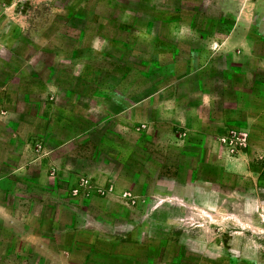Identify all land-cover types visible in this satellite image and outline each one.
Masks as SVG:
<instances>
[{
  "label": "rangeland",
  "instance_id": "374dc122",
  "mask_svg": "<svg viewBox=\"0 0 264 264\" xmlns=\"http://www.w3.org/2000/svg\"><path fill=\"white\" fill-rule=\"evenodd\" d=\"M228 34L241 39L215 52ZM157 89L239 111L224 123L248 130L247 148L231 155L240 165L204 168L234 191L219 209L186 210L131 184L148 160L161 162L145 130L154 110L105 118ZM254 93L264 94V0H0V264H264V102ZM246 114L260 121L247 126ZM120 173L124 197L97 190L114 192ZM81 177L93 188L73 194Z\"/></svg>",
  "mask_w": 264,
  "mask_h": 264
},
{
  "label": "crops",
  "instance_id": "0c3cea01",
  "mask_svg": "<svg viewBox=\"0 0 264 264\" xmlns=\"http://www.w3.org/2000/svg\"><path fill=\"white\" fill-rule=\"evenodd\" d=\"M238 39H241L240 36L233 37L230 34L226 35L222 40H220V42H216L215 52L229 53L232 47L236 46L233 45L234 41L237 42ZM80 82L81 85H83L84 81ZM49 85L51 86L50 90H52L50 92L52 99L57 96L56 90L59 87L52 81L49 82ZM69 91L70 90L67 89V101H69L67 97L70 94ZM157 92L159 93L160 89H157L155 92H152L127 106L119 108L118 111L105 118V120L108 118H115L117 123H119L123 117H127L128 119L131 118L133 121L134 119L132 117L134 116L133 113L136 110V106L141 103H145L147 104V108L152 109H150L151 112L154 110L155 114L153 117H156L151 119L149 118L145 128L148 135V142L152 143L155 141V146L164 151L172 150L173 148L178 151L179 160L173 164L170 162L171 159L168 158L171 156L168 155V153H164V151L161 155V162L159 164H153L150 160H148L145 166L146 169L144 171H140L141 173L139 175L134 174V179L131 184L133 185V183H135V179L143 182V194L145 196L180 202L183 206H185L186 210L188 207L201 209L218 207L219 209L221 206L227 204L226 199L229 198L228 196L232 197L234 191L220 190L218 179L205 177L203 174L204 168L209 166L213 169L215 167V170L213 171L218 173L220 169L223 171L230 169L235 170V167L240 164L236 162L234 157H231L224 152L221 144L216 143L213 145L208 143L206 139L209 138L208 135H213L214 133H218L219 135L224 133L229 127H231L224 122L233 121L240 117L238 115L240 114L239 111L234 108H230L222 109L220 111L215 110L213 112L214 105L212 104V99L209 101V105H207L203 104L201 100H197L196 97L195 105L189 106L187 105L186 100L184 101L183 99H179V97L174 94L168 96L166 94L160 95ZM254 99L260 106V103L264 102V94L254 93ZM173 102L177 104L178 109H180L179 111L173 110L174 112H172L166 110V103L169 104ZM55 116L56 120L60 119L58 114ZM172 116H175V118L180 121V127L172 126L169 121ZM241 116L244 118L245 125L247 126H253V123H258V121H260L257 117L249 114ZM183 121L185 122L182 123ZM85 133H87V130L78 133L76 136ZM73 139L74 137L68 138L59 146H62ZM123 139L126 141V137L121 135V137L117 138L115 141V145L120 149H125L126 145L129 143L125 142ZM104 142L106 141H100V145L102 146ZM132 144L133 143H131V146ZM214 150H216V154L222 158L220 167H216L217 165L214 163ZM123 160L121 159L120 164L123 163ZM29 162L31 163L33 161L31 160ZM53 163L60 166V168L62 166L56 162ZM236 163L238 165H236ZM172 167H176V169L174 168V172L171 173L170 170H172ZM17 169H20V167H17L15 170ZM189 170L193 173L192 177L187 175ZM4 177L5 175L0 176V180ZM127 180L128 177L126 174H117L116 178L113 180L115 191L107 193L109 194V199L112 197L120 198V196H123L120 195V191H122L125 184L129 185ZM6 215V208L0 204V217H5ZM133 223L134 230L137 228V226L135 228L134 226L139 222L136 221Z\"/></svg>",
  "mask_w": 264,
  "mask_h": 264
},
{
  "label": "built area",
  "instance_id": "2783aa9c",
  "mask_svg": "<svg viewBox=\"0 0 264 264\" xmlns=\"http://www.w3.org/2000/svg\"><path fill=\"white\" fill-rule=\"evenodd\" d=\"M219 142L223 147L224 152L227 155H235L238 152L244 151L249 142L248 130L242 126H232L229 127L224 133L219 136ZM256 160H262L264 163L263 155L258 154ZM264 173V166L261 167ZM79 183L72 188L73 194H88L93 188L88 177H81ZM98 188V187H94ZM101 193H108L112 191V186L110 184L104 186L103 188H98Z\"/></svg>",
  "mask_w": 264,
  "mask_h": 264
}]
</instances>
